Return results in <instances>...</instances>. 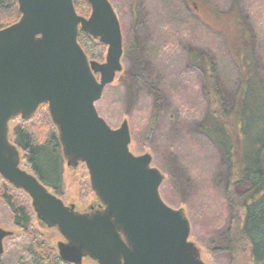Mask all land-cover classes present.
Returning a JSON list of instances; mask_svg holds the SVG:
<instances>
[{"label":"water","instance_id":"obj_1","mask_svg":"<svg viewBox=\"0 0 264 264\" xmlns=\"http://www.w3.org/2000/svg\"><path fill=\"white\" fill-rule=\"evenodd\" d=\"M20 19L0 29V176L26 193L38 220L56 229L60 258L68 264H209L191 239L184 208L163 199L165 174L151 153L131 149L128 119L117 128L96 103L123 71V32L110 0H17ZM83 29L107 46L105 61L90 59ZM47 104L69 167L86 166L97 207L79 210L22 167L10 122L30 119ZM11 232L0 227V255Z\"/></svg>","mask_w":264,"mask_h":264},{"label":"rangeland","instance_id":"obj_2","mask_svg":"<svg viewBox=\"0 0 264 264\" xmlns=\"http://www.w3.org/2000/svg\"><path fill=\"white\" fill-rule=\"evenodd\" d=\"M110 1L121 23L127 53L122 59L123 71L106 87L97 109L114 128L128 119L132 151L152 154L153 165L166 176L160 188L162 197L170 206L185 209L191 221V239L200 247L202 258L209 264H232L229 253L218 247L229 221L226 167L219 150L199 128L208 109L203 91L205 65L193 64L190 52L204 54L207 66L211 63L215 69L224 97L231 101L238 71L226 39L243 47L239 40L243 29L264 83V0ZM105 58L106 54L102 61ZM22 120L17 116L10 122L14 143ZM42 121L40 115L33 123L37 126ZM47 132L51 142L56 129L49 126ZM5 190L13 188L0 176V227L11 232L0 264H41L30 254L32 245L54 247L59 255L60 233L46 228L34 213L32 232L38 240L33 243L2 201ZM14 193L31 204L26 193ZM58 196L81 210L97 207L85 165L69 167L65 160ZM84 264L95 263L87 259Z\"/></svg>","mask_w":264,"mask_h":264},{"label":"trees","instance_id":"obj_3","mask_svg":"<svg viewBox=\"0 0 264 264\" xmlns=\"http://www.w3.org/2000/svg\"><path fill=\"white\" fill-rule=\"evenodd\" d=\"M74 4L80 15L90 16L92 9L87 0H74ZM0 10V29L21 17L17 0H0ZM78 40L90 59H104L106 45L83 29ZM239 40L243 47L228 37L226 39L238 71V85L231 101L224 97L215 69L211 63L207 66L204 54L192 51L190 58L193 64L205 65L203 91L208 109L199 128L219 150L226 167L229 221L219 238L218 247L229 253L232 264H264V83L257 73L254 53L249 49L248 35L243 29ZM126 53L125 49L124 55ZM40 115H43L44 121L36 126L33 122ZM49 126L56 129V134L52 136L53 144L47 141ZM15 136V144L23 153L22 167L26 165L59 195L64 183L65 157L48 105L42 104L30 119L22 120ZM11 187L13 190L2 192V201L10 208L14 222L28 231L30 240L36 243L38 237L32 232L33 208L14 193L19 190ZM218 227L219 230L221 226ZM29 251L41 264H68L54 247L32 245Z\"/></svg>","mask_w":264,"mask_h":264},{"label":"flooded vegetation","instance_id":"obj_4","mask_svg":"<svg viewBox=\"0 0 264 264\" xmlns=\"http://www.w3.org/2000/svg\"><path fill=\"white\" fill-rule=\"evenodd\" d=\"M66 160V159H65ZM16 189V188H15ZM98 205V204H97ZM92 207H94V206H92ZM80 210V209H79ZM83 211V210H82Z\"/></svg>","mask_w":264,"mask_h":264}]
</instances>
